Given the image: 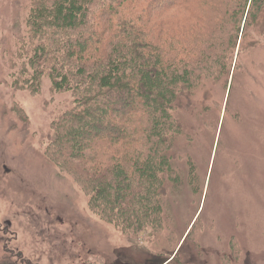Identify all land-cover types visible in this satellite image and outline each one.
Returning <instances> with one entry per match:
<instances>
[{
  "label": "trees",
  "instance_id": "obj_1",
  "mask_svg": "<svg viewBox=\"0 0 264 264\" xmlns=\"http://www.w3.org/2000/svg\"><path fill=\"white\" fill-rule=\"evenodd\" d=\"M261 41L264 0H30L15 42L25 78L16 83L40 95L48 79L53 92L70 94L44 152L86 194L94 215L132 240L165 230L174 235L166 199L183 183L169 157L185 130L178 114L198 108L196 93L213 99L209 85L227 86L242 53ZM217 219L223 225L210 239L233 223ZM197 222L185 241L191 235L201 242ZM236 238L235 260L242 252ZM1 260L15 264L8 254ZM223 260L236 263L226 254Z\"/></svg>",
  "mask_w": 264,
  "mask_h": 264
},
{
  "label": "rangeland",
  "instance_id": "obj_2",
  "mask_svg": "<svg viewBox=\"0 0 264 264\" xmlns=\"http://www.w3.org/2000/svg\"><path fill=\"white\" fill-rule=\"evenodd\" d=\"M29 3L0 0V262L8 254L15 264H159L180 251L171 264H224V254L235 264H264V42L242 53L227 86L209 85L213 99L196 93L198 108L178 114L185 130L169 157L183 183L166 199L175 237L165 230L132 240L94 215L86 194L45 156L51 123L72 99L53 92L48 79L40 95L16 83L25 78L15 42ZM229 170L225 192L221 179ZM217 216L233 223L210 239L224 222L212 220ZM196 222L201 242L191 235L185 241Z\"/></svg>",
  "mask_w": 264,
  "mask_h": 264
},
{
  "label": "bare ground",
  "instance_id": "obj_3",
  "mask_svg": "<svg viewBox=\"0 0 264 264\" xmlns=\"http://www.w3.org/2000/svg\"><path fill=\"white\" fill-rule=\"evenodd\" d=\"M225 180H226V179H224V180H223V179H221V181H222V182H224L222 187H224V186H225V182H226ZM224 188H225V187H224Z\"/></svg>",
  "mask_w": 264,
  "mask_h": 264
}]
</instances>
